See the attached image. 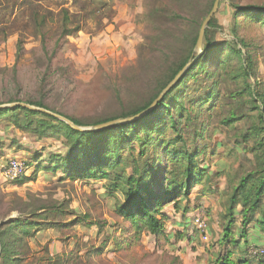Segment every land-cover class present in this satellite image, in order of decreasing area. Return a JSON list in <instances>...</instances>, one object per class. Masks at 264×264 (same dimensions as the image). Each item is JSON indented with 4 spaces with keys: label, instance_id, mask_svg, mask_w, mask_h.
<instances>
[{
    "label": "rangeland",
    "instance_id": "obj_1",
    "mask_svg": "<svg viewBox=\"0 0 264 264\" xmlns=\"http://www.w3.org/2000/svg\"><path fill=\"white\" fill-rule=\"evenodd\" d=\"M21 1L5 0L13 5L14 14L0 10V104L39 101L89 127L129 113L150 99L172 66L190 53L195 24L208 0H126L127 25L115 36L113 30L107 31L112 17L108 9L101 11L100 0H33L32 9ZM81 1H86V8ZM230 3L264 4V0H222L214 15L218 28L209 34L211 39L231 40L235 25L236 35L248 49L253 47L257 74L247 80L233 79L236 62L214 80L196 71L197 83L207 89L218 79L215 107L208 104L198 118L201 136L194 141L193 135L182 132L187 145L201 151L196 161L205 170L201 183L181 195L177 204L168 202L163 208L164 236L146 231L134 234L131 229L125 232L129 224L116 209L123 197L113 194L104 180H73L61 168L34 172L36 160L50 165L52 156L67 154L64 139L51 134L35 136L0 119V231L14 219L34 224L29 236L6 237L17 264H214L226 252L232 253V259L252 256L250 264H256L264 251V232L254 222L243 223L240 206L231 214L229 197L237 178L253 167L251 155L245 151L249 144L242 141L241 134L255 122L256 110L245 93H237L245 84L264 87V25L236 13ZM35 8L41 14L49 12L45 13L48 54L35 30ZM153 8L165 11L170 20L149 16ZM62 9H68L74 25L81 29L59 39L57 47L59 14H53ZM107 35L111 37L107 39ZM53 49L56 56L49 60ZM186 90L188 106L199 92L194 80ZM233 113L243 116L224 123ZM172 135L169 129L160 137ZM122 154L129 156L127 146ZM11 159L26 169L15 180L3 175V167ZM196 216L206 220V242L193 230ZM228 222L237 244L223 241Z\"/></svg>",
    "mask_w": 264,
    "mask_h": 264
},
{
    "label": "trees",
    "instance_id": "obj_2",
    "mask_svg": "<svg viewBox=\"0 0 264 264\" xmlns=\"http://www.w3.org/2000/svg\"><path fill=\"white\" fill-rule=\"evenodd\" d=\"M112 2L113 0L99 1L101 11L108 9L110 17L114 15V10L110 6ZM213 2L214 0L207 1L200 21L195 24L190 53L172 66L150 99L129 113L94 122L91 126L135 115L156 99L165 85L190 59L195 57L193 49L198 31ZM230 6L236 13H241L251 22L264 25V4L230 3ZM44 12L49 14L48 10ZM45 13L41 14L39 9L35 8L33 21L35 30L40 36L41 47L47 53L48 29L45 28L47 20ZM58 14L56 24L60 30L55 33L59 35L55 40L57 47H59V39L74 36L81 29L80 25H74L66 9H62ZM149 16L154 19L159 16L164 21L170 20L162 9L153 8ZM174 16L181 18L180 15ZM217 28L218 25L213 16L204 32L203 53L184 71L174 86L155 103L153 109L135 121L114 124L98 131L79 132L61 120L23 107L1 108L0 119L6 118L9 126L29 131L35 136L51 134L64 139L68 148L67 154L52 156L50 165H44L39 159L36 160L34 172L56 171L61 168L67 177L73 180L80 178L104 180L113 194L119 193L123 197V203L118 201L116 209L123 221L129 224V227L123 229L125 232L131 229L134 234L146 231L155 237L164 236L163 208L168 202L177 204L181 195L186 196L193 186L201 183L205 170L200 168L196 161L201 151L197 147L188 146L182 132L184 135H193L194 141L196 137L201 136V132L197 131L198 118L200 113L207 109L208 104H211L210 107H215L214 89L218 79L211 81L207 89L197 83L199 79L196 71L201 70L205 76L214 80L229 64L236 62L237 68L233 79L241 77L247 80L256 77L257 74L253 47L248 49L243 39L236 35L235 25L232 27L235 36L231 40L211 39L210 31ZM55 56V49H53L48 58L52 60ZM191 79L195 81L199 92L186 106V89ZM242 93L248 97L251 108L256 110L255 122L241 134L242 141L249 144L245 151L248 150L250 153L253 167L237 178L229 197V212L232 214L233 208L240 206L243 223L254 222L264 232V87L258 89L255 84H245L237 95ZM26 103L59 114L74 124L83 126L75 117L56 112L42 102L28 101ZM242 116L243 114L233 113L223 122L234 123ZM169 129L173 135L162 139L160 136L167 133ZM154 134L158 137L154 138ZM126 146L129 152L128 157L122 154ZM127 159L131 161L126 163ZM33 225L28 219H14L4 224L5 229L0 231V264H17L18 262V259L14 257L12 244L6 239L7 235L20 233L29 236ZM231 233V224L228 222L224 229L223 241L237 244V240L232 238ZM182 237L183 235H179L178 238ZM231 255L232 253L226 252L218 256L214 264H250L253 259L252 256L245 259H232ZM256 261V264H264V251Z\"/></svg>",
    "mask_w": 264,
    "mask_h": 264
},
{
    "label": "water",
    "instance_id": "obj_3",
    "mask_svg": "<svg viewBox=\"0 0 264 264\" xmlns=\"http://www.w3.org/2000/svg\"><path fill=\"white\" fill-rule=\"evenodd\" d=\"M220 1L221 0H214L210 11L205 16V18L203 19V21H202V23L200 25V28H199V31H198V35H197V39H196V42H195V47H194V50L196 52L195 53V57L190 59L185 64V66L173 77V79L171 81H169L165 85V87L160 91V93L158 94L156 99H154V101L148 107H146L145 109H143L140 112L136 113L135 115L128 116V117H125V118H117V119L109 120V121H106V122H103V123H100V124H96V125H93V126L84 127V126H79V125L74 124L73 122H71L70 120H68L67 118H65V117H63V116H61L59 114L53 113V112H51L49 110H46L44 108H40V107H35V106H32V105H29V104L24 103V102H15V103H11V104H3V105H0V109L1 108L23 107L25 109H29L31 111L40 112V113L52 116V117H54V118H56L58 120H61L64 123H66L68 126H70L72 129H74L76 131H79V132L98 131V130H101V129L108 128V127H110V126H112L114 124H122V123H128V122L135 121V120L141 118L142 116L146 115L148 112H150L153 109L155 103L158 100H160L174 86V84L177 82V80L180 78V76L184 73V71L188 67H190L193 64V62L195 60H197L200 57V55L203 53L204 32H205V29H206L210 19L216 14V12L218 10V7H219V2Z\"/></svg>",
    "mask_w": 264,
    "mask_h": 264
},
{
    "label": "crops",
    "instance_id": "obj_4",
    "mask_svg": "<svg viewBox=\"0 0 264 264\" xmlns=\"http://www.w3.org/2000/svg\"><path fill=\"white\" fill-rule=\"evenodd\" d=\"M1 2L2 3L0 4V10L3 11L4 9H6L9 14H14L13 5L12 6H10V4L7 5L5 3V0H1ZM21 2H22L21 4H23V6H25L28 9L33 8V0H22ZM85 2L86 1H81L80 5L84 6L83 4H85V6H86L87 3H85ZM112 6H113V10H114V15L112 17L111 22L108 23L107 31L110 29L113 30V36H115L114 34H117V35L121 34L123 32L122 30H124V28L126 27V25H127L126 20L128 18L127 10H129V9L127 7V1L126 0H113ZM57 14L58 13L53 14V15H57ZM115 24H117V25H115ZM110 37H111V35L106 37V38L108 39Z\"/></svg>",
    "mask_w": 264,
    "mask_h": 264
},
{
    "label": "built area",
    "instance_id": "obj_5",
    "mask_svg": "<svg viewBox=\"0 0 264 264\" xmlns=\"http://www.w3.org/2000/svg\"><path fill=\"white\" fill-rule=\"evenodd\" d=\"M25 168L23 164L17 159L9 160L3 167V175L8 180H15L20 178L25 174ZM193 230L196 232L202 241L206 242L209 239L207 232V223L206 220L201 216H196L193 219Z\"/></svg>",
    "mask_w": 264,
    "mask_h": 264
}]
</instances>
